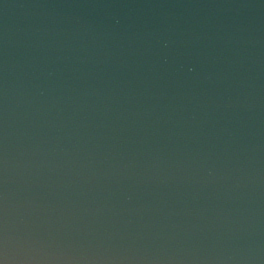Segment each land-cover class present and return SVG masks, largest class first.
<instances>
[{
  "label": "water",
  "instance_id": "water-1",
  "mask_svg": "<svg viewBox=\"0 0 264 264\" xmlns=\"http://www.w3.org/2000/svg\"><path fill=\"white\" fill-rule=\"evenodd\" d=\"M6 264H264V0H0Z\"/></svg>",
  "mask_w": 264,
  "mask_h": 264
},
{
  "label": "snow or ice",
  "instance_id": "snow-or-ice-1",
  "mask_svg": "<svg viewBox=\"0 0 264 264\" xmlns=\"http://www.w3.org/2000/svg\"><path fill=\"white\" fill-rule=\"evenodd\" d=\"M0 264H6V261L3 258H0Z\"/></svg>",
  "mask_w": 264,
  "mask_h": 264
}]
</instances>
